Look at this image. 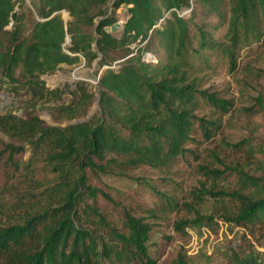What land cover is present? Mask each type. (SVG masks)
<instances>
[{
    "label": "trees",
    "instance_id": "1",
    "mask_svg": "<svg viewBox=\"0 0 264 264\" xmlns=\"http://www.w3.org/2000/svg\"><path fill=\"white\" fill-rule=\"evenodd\" d=\"M28 1L0 0V83L23 87L34 99L64 91L74 99L54 110L65 125H49L35 106L20 116L0 114V264H156L151 232L183 208L193 219L175 222L176 229L212 228L221 219L264 230V140L227 145L257 163L263 176L217 156L214 169L198 166L212 180L233 177L231 189H202L193 197L215 202L212 215L157 190L153 205L136 203L105 183L148 171L172 181L178 163L196 156L188 146L222 130L218 118L199 113L225 115L233 102L202 87L224 67L237 73L240 53L264 44V0H110V12L102 10L108 0ZM120 7L125 20L107 31ZM144 53L156 62L144 61ZM77 54L96 62L98 102L93 115L71 123L88 115L94 99L88 84L59 90L41 77L80 63ZM255 101L251 109L264 119V98ZM233 263L259 264L250 256H234Z\"/></svg>",
    "mask_w": 264,
    "mask_h": 264
},
{
    "label": "rangeland",
    "instance_id": "2",
    "mask_svg": "<svg viewBox=\"0 0 264 264\" xmlns=\"http://www.w3.org/2000/svg\"><path fill=\"white\" fill-rule=\"evenodd\" d=\"M24 1L29 6V1ZM21 8L22 4L19 2L14 10L19 12ZM103 9L111 11L110 0L102 7ZM115 15L118 20L116 23L119 26L122 25L126 18L125 7L116 10ZM62 17L64 20L68 19L65 12H62ZM68 43L66 38L63 44L64 49ZM146 54L152 55L144 53L143 60ZM245 66L251 67L258 74L250 75L244 70ZM96 72V62L88 65L83 60L71 66L61 65L52 76L55 78L54 87L51 80L41 78L45 87L59 90H62L65 85L69 86V90H73L77 82L88 84L87 91L94 96L88 115L85 118H76L71 123L85 121L97 111L99 71L97 74ZM263 74L264 44L245 49L240 53L237 73H230L224 67L208 78V82L204 83L202 89L222 92L225 99L233 102V110L225 115H220L209 108L200 111V116L208 120L218 118L223 126L222 130L211 141L199 140L197 144L188 146L195 151L196 156L187 157L185 161L178 163L177 173L172 176V181L165 182L157 171H148L127 176V180L107 179L105 183L117 190H122L129 200L136 203L153 205L156 202L153 190H157L159 194L174 197L180 203L190 204L200 214L212 215L215 209L210 207V204L215 205V202L199 204L193 200V197L202 189L211 191L231 189L234 184L233 177H229L228 181L212 180L211 177L204 175V171L198 169V166L214 169L217 163L213 156H217L225 165L238 166L244 172L258 177L263 176V171L258 169L257 163L244 156L243 152L227 147L247 139L264 140L263 116L255 115V111L251 109L256 98H264V78L261 77ZM72 76L78 79H73ZM73 99L74 95L69 91L56 96L47 95L44 99H34L23 87L0 83V114L10 112L20 116L24 108L35 106L38 116L49 125L67 124L56 121L54 110L60 105H67ZM27 156L28 154L25 158ZM36 162L37 159L32 160V163ZM45 178L50 176L47 175ZM204 198L208 199V197ZM226 203H228L226 208L230 209L232 203ZM220 214L224 213L220 211ZM188 219H193L192 214L188 209L183 208L165 216L162 221L156 222L148 242L150 256L156 264H234V256L242 259L250 256L259 264H264V230L224 223L221 219H215V225L212 228L186 227L182 230L175 228V222Z\"/></svg>",
    "mask_w": 264,
    "mask_h": 264
},
{
    "label": "built area",
    "instance_id": "3",
    "mask_svg": "<svg viewBox=\"0 0 264 264\" xmlns=\"http://www.w3.org/2000/svg\"><path fill=\"white\" fill-rule=\"evenodd\" d=\"M15 11V10H14ZM62 12H64V11H62ZM10 26V25H9ZM63 51L64 52H66L67 54H69L64 48H63ZM79 57H80V59H81V61H83L84 59H83V57L81 56V55H79V54H77ZM80 61V62H81ZM144 61H146V62H151V63H154V62H156V59L152 56V55H150V54H146L145 55V59H144ZM56 74V73H55ZM52 76H54V74H52V75H43L41 78L43 79V80H51L52 81V86L54 87V81H55V78L54 77H52ZM72 78L73 79H78V78H75L74 76H72ZM51 86V87H52Z\"/></svg>",
    "mask_w": 264,
    "mask_h": 264
},
{
    "label": "water",
    "instance_id": "4",
    "mask_svg": "<svg viewBox=\"0 0 264 264\" xmlns=\"http://www.w3.org/2000/svg\"><path fill=\"white\" fill-rule=\"evenodd\" d=\"M119 28V24L115 23L113 26L110 28L106 29L107 31L115 32Z\"/></svg>",
    "mask_w": 264,
    "mask_h": 264
}]
</instances>
